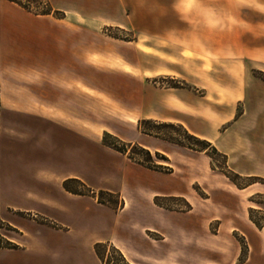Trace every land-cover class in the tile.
I'll return each mask as SVG.
<instances>
[{
	"label": "crops",
	"instance_id": "0c3cea01",
	"mask_svg": "<svg viewBox=\"0 0 264 264\" xmlns=\"http://www.w3.org/2000/svg\"><path fill=\"white\" fill-rule=\"evenodd\" d=\"M43 1L51 13L0 0V235L16 244L0 247V264H102L98 242L132 264H237L236 238L192 253L212 218L222 234L251 235L244 197L217 185L206 198L213 206L217 193L216 210L195 219L188 158L179 173L154 171L103 136L177 160L174 144L139 122L181 124L233 172L264 178V81L240 73L264 70V0ZM159 77L180 85L157 86ZM76 183L117 192L124 207L99 205ZM175 197L194 208L155 203ZM179 237L191 251L184 259L174 252Z\"/></svg>",
	"mask_w": 264,
	"mask_h": 264
},
{
	"label": "rangeland",
	"instance_id": "374dc122",
	"mask_svg": "<svg viewBox=\"0 0 264 264\" xmlns=\"http://www.w3.org/2000/svg\"><path fill=\"white\" fill-rule=\"evenodd\" d=\"M21 1L26 6H28L30 12L33 13H43L47 9V5L43 0H21ZM106 33L107 34L110 33L111 35H114V32L113 31L111 32L110 29H107ZM248 64L249 66L252 65L251 63ZM255 71H262L264 73V70H257V69L250 70L248 66L243 67L240 70V73L242 77L244 78L248 77L253 80L252 77L254 78L257 77ZM257 79H258V81L256 80L257 85L261 84L262 82L261 79L259 77H257ZM155 80H165V82L168 83L165 84L164 86L155 84L161 87L180 85L178 81H175L167 77L155 78L153 81ZM146 128L148 130H151L152 132L160 131L161 137L159 138L174 144L173 146L177 148L179 151V154H177L178 157H176L177 160L170 158L164 153L161 154L166 156L168 160H164L163 158H157L156 152L155 153L151 152L155 163L166 167H170L172 169L171 173L173 172L179 173L182 170L181 164L184 163L183 161L186 158L190 160L191 166L188 169V173L191 179L190 190L193 194V197L198 199L199 201L198 204L195 203V207L197 205V207L195 208V219H197L196 216L199 215L202 216V214L212 215V212L216 210L218 206V203L216 202L217 193L213 192L214 193L213 196L215 200L214 201L215 205L213 206H206L209 203V201L206 200V198H209V192H212L213 191L212 189H214V187H216L217 185H225L227 189L234 191V193L237 196L245 198V205L249 213V218L252 222L251 235L246 237L244 234L236 230L227 232V234L225 233L226 235L222 234L223 233L222 230L219 231V220L217 218H212L210 221L207 222V225L203 230V235L201 237L195 236L194 238L195 251L192 254L195 257H199L203 255L202 253L204 252L202 251H205L207 247L214 249L216 247H219V245H222V243L226 245L228 244L231 245L230 243H232V241L234 242L233 238H236L237 241L241 244L242 251H243V247L244 250H246V248L248 249L247 253H245L247 258L249 251L252 252L253 258L252 260H250V262H248V264H264L263 263L264 262V179H260L256 181L253 178L243 177L240 175L242 178L238 180V184H240L241 186L239 185L237 186L229 178V176L231 175L229 173V170L231 169L228 168L227 161H225L226 158L223 157V154H217L211 147H208L207 145H204L202 143H199L198 141L190 139L179 129L162 128L160 126H157L156 124L147 125ZM180 176L181 175H176L174 179L179 180ZM204 177L209 179L206 180ZM203 179L206 181H203ZM76 185L78 187L76 188V192L90 197L99 205L109 207L115 210L116 212L123 207L124 201L120 197V194L117 192L93 189L96 191V195L99 197V202H97L95 200L96 197L93 198V196H90L87 193L88 189H92V188L86 187L83 183H78V184L76 183ZM249 186L250 188L243 191V189H246ZM121 202H122V206L120 205ZM155 203L165 209L176 212L189 211L187 204L192 205V209L194 208V205L188 202V200H185L183 197H175L168 201L165 200L162 201V199L160 198L159 201H156ZM213 215L216 216L217 213ZM188 222L189 220L187 218L177 219V224L179 226L185 225ZM8 230L9 228L2 227L3 234L16 236L15 233H11ZM149 235L153 239H158L157 234L155 235L153 233ZM179 236L181 237L182 235ZM180 237H179V244L177 245V249L174 252L177 253V257L179 259L180 258L184 259L186 258L187 254L189 256L191 255V251L190 249H187L184 245L185 237L184 238H180ZM251 243L252 245H250ZM11 244H12L11 247L16 246V244L14 243ZM201 244H203L204 246ZM4 246H8V243L5 242L0 235V247H4ZM113 246L114 245L111 244V246L101 249V254L103 255L105 263L125 264L124 262L121 261L119 254L115 252ZM114 247L118 249L116 246ZM237 264H241V263L238 261Z\"/></svg>",
	"mask_w": 264,
	"mask_h": 264
},
{
	"label": "trees",
	"instance_id": "16d2710c",
	"mask_svg": "<svg viewBox=\"0 0 264 264\" xmlns=\"http://www.w3.org/2000/svg\"><path fill=\"white\" fill-rule=\"evenodd\" d=\"M9 1L15 2L18 5L25 8L26 10L30 11L29 7L26 6L21 0H9ZM51 12H52V8L49 5H47V9L45 10V12H43V14H49ZM255 73H256L257 77H259L260 79H262L264 81V73L262 71H255ZM150 124H156L157 126H160L162 128L179 129L190 139L198 141L199 143H202L204 145H207L208 147H211L215 151V153L221 154L218 152V150L213 145H211L210 142L203 140V139H200L199 137L190 134L187 131V129L181 124L162 123V122H157V121H153V120H142L139 122V130L144 134H148V135H152V136H156V137H161L160 131L159 132H152L151 130H148L146 128V126L150 125ZM103 143L105 145L115 149L116 151H119V152L127 155L133 162L140 164V165H142L148 169L159 171V172H166V173L172 172V169L170 167H166V166L155 163L151 151L148 150L147 148L143 147L142 145L138 144V143L123 141L120 138H118L117 136H114L113 134L108 133V132L104 133ZM156 157L157 158H163L164 160H168L166 156H164L158 152H156ZM223 157L226 158L224 155H223ZM229 173L231 174L229 176V178L237 186L238 185L241 186L240 184H238V180L242 177L239 174L233 172L232 170H229ZM248 178H253L256 181L260 180V179H264L261 177H248ZM69 183L70 182H66V187L73 189V187H71V185ZM156 201H159V198L155 199V202ZM187 206H188L189 210L192 209V205L187 204ZM11 245H12L11 243H8L7 247H11ZM109 246H111V244L109 242H98L95 244L96 254L99 257V259L102 261V264H106V263L104 261L103 255L101 254V249L107 248ZM113 249H115V252H117L119 254L122 262H124L125 264H130L128 262V260L126 259V257L124 256V254L119 249H116L114 246H113ZM247 250H248L247 248H246V250H244V247H243V251L241 252L240 259H239V262L241 264H243L247 259L246 254H245V253H247Z\"/></svg>",
	"mask_w": 264,
	"mask_h": 264
},
{
	"label": "built area",
	"instance_id": "2783aa9c",
	"mask_svg": "<svg viewBox=\"0 0 264 264\" xmlns=\"http://www.w3.org/2000/svg\"><path fill=\"white\" fill-rule=\"evenodd\" d=\"M106 31H107V30H106ZM153 82H154V84L162 85V86H164L165 84H168V83L165 82V80H155V81H153ZM87 193H88L90 196H93V198L96 197L95 200H96L97 202H99V197L96 195V191H95V190H93V189H88ZM120 205L122 206V202H121ZM123 207H124V203H123ZM123 207H122V208H123ZM122 208H120V209H122Z\"/></svg>",
	"mask_w": 264,
	"mask_h": 264
}]
</instances>
